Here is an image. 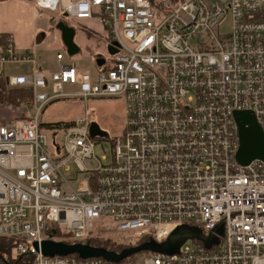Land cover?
<instances>
[{"label":"built area","instance_id":"2783aa9c","mask_svg":"<svg viewBox=\"0 0 264 264\" xmlns=\"http://www.w3.org/2000/svg\"><path fill=\"white\" fill-rule=\"evenodd\" d=\"M32 7L36 18L43 11L88 28L106 55L87 71L57 52L46 74L10 39L0 52V78L31 90L27 115L0 123V237L13 241L14 257L139 264V253L110 261L34 250L43 240L83 243L100 222L127 244L163 241L182 225L217 240L205 247L192 239L174 254L149 251L143 264H264V160L237 162L234 120V112L250 111L264 134V0H33ZM91 19L101 35L84 23ZM108 45L117 51L110 55ZM7 63L31 69L5 75ZM71 96L83 111L61 128V144L54 132L50 143L41 113ZM89 98L124 102L109 160L94 153L103 137L90 134ZM220 224L222 235L214 230Z\"/></svg>","mask_w":264,"mask_h":264},{"label":"rangeland","instance_id":"374dc122","mask_svg":"<svg viewBox=\"0 0 264 264\" xmlns=\"http://www.w3.org/2000/svg\"><path fill=\"white\" fill-rule=\"evenodd\" d=\"M175 1V0H174ZM56 13V12H54ZM40 16L35 20L34 28L35 35L38 36V39H43L45 37L46 47L42 50L39 58L40 61L44 63L43 67L54 69L55 63L54 58L57 50H60L64 59L63 62L67 64H74L80 68H84V70H92L97 63V56L104 53L106 50V46L102 39L98 36L92 35L88 32V28H81L77 23H71L68 20V26L72 27L75 31L74 40L81 47V51L75 55L69 56L67 54L66 48L63 46L60 37L58 38L56 31L49 30L50 24L55 25L53 20H49V13L40 11ZM85 23V22H84ZM93 26H97V23L92 24ZM99 29V28H98ZM101 29L99 34L101 35ZM61 43V44H60ZM30 65L26 63H7L3 66L4 74H21L29 71ZM28 69V70H27ZM67 92L76 93L77 87H69L66 89ZM88 113L90 115L91 122H95L99 125L101 134L103 138H99V142L96 141L94 146V153L96 156L101 157L105 155L108 160L112 156V138L116 137L122 132L123 121H124V102L120 99L115 98H89L87 101ZM0 107V113L4 116H8L14 113V117L11 118H22L27 115L28 108L25 107V103L21 106H13L9 104H4ZM83 111V103L76 97L71 96L66 99H58L51 102L46 108L43 114L41 115L42 119L46 122H55L60 120H68L74 118L76 115L80 114ZM32 112V109H30ZM41 130L49 136L50 143L52 142L51 137L53 136L61 144V134L62 130L57 128H49L43 126ZM55 155L59 156L62 154V149H55ZM70 167L73 168V164L69 163ZM100 222L96 223L93 237L91 239L83 242L89 243L95 239H105L110 243L114 244H126V237L120 235L115 232L112 228L113 226L108 223L107 227H100ZM140 239L137 242H133L132 244H137L141 242ZM192 239H187L185 244H192ZM91 245V244H90ZM131 245V244H129ZM149 251L139 252V264H143V259L145 256H149Z\"/></svg>","mask_w":264,"mask_h":264},{"label":"water","instance_id":"95a60500","mask_svg":"<svg viewBox=\"0 0 264 264\" xmlns=\"http://www.w3.org/2000/svg\"><path fill=\"white\" fill-rule=\"evenodd\" d=\"M56 28L60 31L61 41L67 54L72 56L79 53L81 47L74 40V29L62 20L56 24ZM107 50L110 55L117 51L112 45H108ZM97 63H100V60H97ZM234 120L238 135V149L235 155L237 162L246 165L254 159L264 160V134L254 115L250 111H236L234 112ZM89 131L91 136L101 134L100 127L95 122L90 124ZM214 230L220 235L223 234L221 224L216 226ZM187 239L200 240L205 247L217 243L211 233L204 236L200 228L182 225L172 230L163 241L158 242L153 238H149L136 245L123 248L119 252L92 246L89 243H65L54 240H43L40 244L34 243L33 247L35 251H40L42 254L49 256L77 254L81 258L101 257L110 261H120L142 251L174 254L178 252L179 247ZM0 259L3 260L1 257Z\"/></svg>","mask_w":264,"mask_h":264},{"label":"crops","instance_id":"0c3cea01","mask_svg":"<svg viewBox=\"0 0 264 264\" xmlns=\"http://www.w3.org/2000/svg\"><path fill=\"white\" fill-rule=\"evenodd\" d=\"M151 1L153 5H156L159 0H151ZM32 3H33V0H0V34L7 35L8 39L12 41V46L15 50L19 52H22V51L31 52L35 59L37 67L43 70L46 74H49L51 71L56 69L57 67L56 60L54 58V63H55L54 69L43 67L44 63L40 61L41 59L39 58V56L41 55L42 50L45 49L46 47V40H45V37H43V39L41 38L38 39V36L35 35L34 23L38 17L36 18L33 15ZM57 23L58 22H55V25L50 24V26L48 27H49V30L52 29V31H56L55 33L57 34L58 38L60 37L61 39L60 31L56 28ZM94 23H97V21L94 19L85 21V24L92 25ZM93 28L95 29L94 31L95 34L99 33L101 29V27L99 26L97 28L96 26H93ZM89 33L92 34L91 32ZM0 51H2V48H0ZM57 52H61V51L57 50L56 54ZM26 64H28V66L30 65V67L28 68L30 70L31 64L29 63H26ZM77 68L79 70H84V68H80L78 66ZM0 107H5V106L0 105ZM45 108L42 111L41 115L45 111ZM14 116H15L14 113L13 114L10 113V115L8 116H4L3 114L0 113V123H4L8 120H11V118ZM41 119L42 117L40 116V120ZM72 119L60 120V121H70ZM40 122H46V121L41 120Z\"/></svg>","mask_w":264,"mask_h":264},{"label":"trees","instance_id":"16d2710c","mask_svg":"<svg viewBox=\"0 0 264 264\" xmlns=\"http://www.w3.org/2000/svg\"><path fill=\"white\" fill-rule=\"evenodd\" d=\"M8 37L5 34H0V48H2L7 43ZM1 52V51H0ZM31 99V90L21 87H9L7 86L5 80L0 78V105L10 104L13 106H21L26 104ZM70 124L69 121H55V122H40V127L46 126L49 128H64ZM57 235L62 234L60 230L55 227V233ZM150 237H143L142 241L148 240ZM91 238H89L90 240ZM141 241V242H142ZM140 243V242H139ZM92 246L103 247L108 250H113L119 252L121 249L136 245V244H114L107 240L95 239L90 241ZM138 244V243H137ZM13 241L10 239L0 237V257L6 264H31L33 260V255L25 254L20 259L14 257L13 255ZM78 257V255L74 254Z\"/></svg>","mask_w":264,"mask_h":264},{"label":"bare ground","instance_id":"6f19581e","mask_svg":"<svg viewBox=\"0 0 264 264\" xmlns=\"http://www.w3.org/2000/svg\"><path fill=\"white\" fill-rule=\"evenodd\" d=\"M3 48V47H2Z\"/></svg>","mask_w":264,"mask_h":264}]
</instances>
